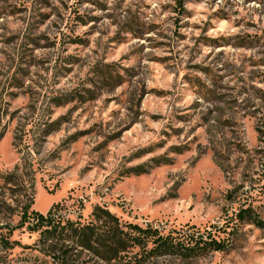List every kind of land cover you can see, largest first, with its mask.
Wrapping results in <instances>:
<instances>
[{"label": "rangeland", "instance_id": "obj_1", "mask_svg": "<svg viewBox=\"0 0 264 264\" xmlns=\"http://www.w3.org/2000/svg\"><path fill=\"white\" fill-rule=\"evenodd\" d=\"M56 203L233 230L188 264H264V0H0V264H58L21 221Z\"/></svg>", "mask_w": 264, "mask_h": 264}, {"label": "trees", "instance_id": "obj_2", "mask_svg": "<svg viewBox=\"0 0 264 264\" xmlns=\"http://www.w3.org/2000/svg\"><path fill=\"white\" fill-rule=\"evenodd\" d=\"M22 209V223L39 232L40 243L49 248L48 253H52L58 264H75L70 254L77 250L92 254L100 264H150L162 258H175L188 264L234 248L233 230L219 226L203 230L191 226L165 232L151 224L122 221L101 206L93 209L91 219L85 223L63 217L60 203L51 206L46 214L30 206ZM236 223L260 225V220L247 207L236 215Z\"/></svg>", "mask_w": 264, "mask_h": 264}]
</instances>
